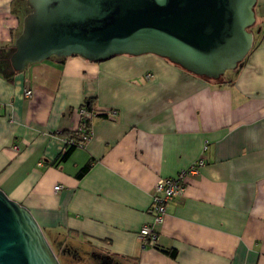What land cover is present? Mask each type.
I'll return each mask as SVG.
<instances>
[{
	"label": "crops",
	"instance_id": "crops-1",
	"mask_svg": "<svg viewBox=\"0 0 264 264\" xmlns=\"http://www.w3.org/2000/svg\"><path fill=\"white\" fill-rule=\"evenodd\" d=\"M255 12L251 52L218 81L152 54L15 72L25 17L17 0H0V189L31 211L61 264H264V0ZM91 98L109 117L60 162L61 134L80 129ZM200 159L157 247L145 245L157 182Z\"/></svg>",
	"mask_w": 264,
	"mask_h": 264
},
{
	"label": "water",
	"instance_id": "water-1",
	"mask_svg": "<svg viewBox=\"0 0 264 264\" xmlns=\"http://www.w3.org/2000/svg\"><path fill=\"white\" fill-rule=\"evenodd\" d=\"M10 63L152 54L218 81L251 52L258 0H26ZM260 32V30H259ZM0 264H61L31 211L0 189Z\"/></svg>",
	"mask_w": 264,
	"mask_h": 264
},
{
	"label": "built area",
	"instance_id": "built-area-1",
	"mask_svg": "<svg viewBox=\"0 0 264 264\" xmlns=\"http://www.w3.org/2000/svg\"><path fill=\"white\" fill-rule=\"evenodd\" d=\"M151 75H148L150 78ZM27 98L33 96L31 90L25 92ZM1 107V104H0ZM80 119L83 117H93L88 114L84 109H80ZM112 116L117 115V111L111 112ZM82 134V142H80L79 147H84L91 139L93 129H87L80 127ZM206 161L200 159L192 164L188 169L179 173L176 177L172 178H162L160 179L155 186V194L153 196L152 205L149 209V214L152 216V222L144 225L140 231V239L147 246L156 248L159 240V233L157 230L158 226H161L168 215L169 205L179 196H183L187 190L188 179L189 177L197 176L201 169L205 166ZM63 186L55 187L56 191H59Z\"/></svg>",
	"mask_w": 264,
	"mask_h": 264
},
{
	"label": "trees",
	"instance_id": "trees-1",
	"mask_svg": "<svg viewBox=\"0 0 264 264\" xmlns=\"http://www.w3.org/2000/svg\"><path fill=\"white\" fill-rule=\"evenodd\" d=\"M25 3H23V1L21 2V0H19L18 3H20L19 7H21V10L22 12L25 14L27 13V10H28V13L31 11L29 9V7L27 6V1L24 0ZM27 13V14H28ZM26 14V15H27ZM52 59H57V60H61V61H64L66 58H52ZM9 61V60H8ZM8 68H11L12 69V66H11V63L10 61L8 62ZM95 102H96V99L94 98H91V99H87L85 101V103L83 104V106L80 108V109H84L88 114L92 115L93 117H83L81 119V122H80V127H84V128H87V129H93V119L94 118H97V117H109V113L106 112V111H102L100 109H98L95 105ZM82 134H83V131L81 130H78L77 132H73V133H68V132H65V133H62L61 136H63L67 142V145H66V150L61 154V156L59 157V161L60 162H63L65 161L66 159L69 158V156L72 154V152H74L76 149L79 148V144L80 142H82ZM90 166L91 164H88L80 173H79V177L83 176L89 169H90ZM165 254L169 255L170 257L172 258H176L177 256V252L172 250V251H164Z\"/></svg>",
	"mask_w": 264,
	"mask_h": 264
},
{
	"label": "rangeland",
	"instance_id": "rangeland-1",
	"mask_svg": "<svg viewBox=\"0 0 264 264\" xmlns=\"http://www.w3.org/2000/svg\"><path fill=\"white\" fill-rule=\"evenodd\" d=\"M22 1H23V3H25L24 0H21V2H22ZM18 2H19V1L17 0V6H20V5H19L20 3H18ZM27 13H28V10H27ZM27 13H25V14L23 13V14H22V17L24 18V17L26 16ZM228 73H230V71H229ZM57 257H58V255H57ZM58 258H59V257H58Z\"/></svg>",
	"mask_w": 264,
	"mask_h": 264
}]
</instances>
